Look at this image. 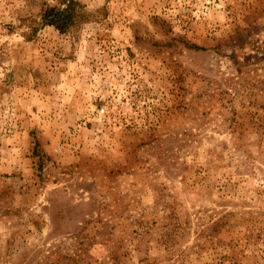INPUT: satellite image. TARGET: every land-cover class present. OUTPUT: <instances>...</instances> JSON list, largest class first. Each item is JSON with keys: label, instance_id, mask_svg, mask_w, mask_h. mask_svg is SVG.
Instances as JSON below:
<instances>
[{"label": "rangeland", "instance_id": "1", "mask_svg": "<svg viewBox=\"0 0 264 264\" xmlns=\"http://www.w3.org/2000/svg\"><path fill=\"white\" fill-rule=\"evenodd\" d=\"M0 0V264H264V0Z\"/></svg>", "mask_w": 264, "mask_h": 264}, {"label": "trees", "instance_id": "2", "mask_svg": "<svg viewBox=\"0 0 264 264\" xmlns=\"http://www.w3.org/2000/svg\"><path fill=\"white\" fill-rule=\"evenodd\" d=\"M80 9L76 0H55L54 5L43 3L38 14L39 23L52 27L59 34H70L82 22Z\"/></svg>", "mask_w": 264, "mask_h": 264}]
</instances>
